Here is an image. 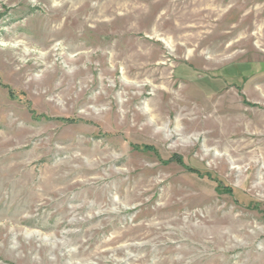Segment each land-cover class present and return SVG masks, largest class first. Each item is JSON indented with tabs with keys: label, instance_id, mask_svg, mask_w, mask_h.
Instances as JSON below:
<instances>
[{
	"label": "rangeland",
	"instance_id": "1",
	"mask_svg": "<svg viewBox=\"0 0 264 264\" xmlns=\"http://www.w3.org/2000/svg\"><path fill=\"white\" fill-rule=\"evenodd\" d=\"M0 264H264V0H0Z\"/></svg>",
	"mask_w": 264,
	"mask_h": 264
},
{
	"label": "bare ground",
	"instance_id": "2",
	"mask_svg": "<svg viewBox=\"0 0 264 264\" xmlns=\"http://www.w3.org/2000/svg\"><path fill=\"white\" fill-rule=\"evenodd\" d=\"M194 8H196V10H195V12H197V11H199V10H201L200 12H204V13H207L208 14V19H210V18H212L213 16L212 15H214L218 10L216 9V7H214V5H212V3H206V2H195L194 3ZM203 6H205V10H202V8H203ZM198 8V9H197ZM207 19V21H209ZM187 25V24H186ZM204 25H202L201 23H197L196 24V27H195V29H194V26H191V27H184L185 29V31H194V32H198V30L200 31V30H203V29H201L202 27H203ZM204 31V30H203ZM231 34V33H230ZM203 38H205V34L204 35H193V36H185V41H186V43H188V44H190V43H193L192 41H200V40H202ZM207 38V37H206ZM206 41V40H205ZM204 42V41H203ZM202 44V43H201ZM200 44V45H201ZM232 46H233V44H231V45H229V46H227V47H223L222 45H220L219 47V49H220V52H228V51H230V49L232 48ZM215 49H216V47H215ZM157 111V110H156ZM155 111V112H156ZM153 110H151V108H150V105H148V108H147V113H150L151 115H152V117H153V119L154 120H158V121H160V119L158 118V117H156L155 115H157V113H155ZM159 113V112H158Z\"/></svg>",
	"mask_w": 264,
	"mask_h": 264
}]
</instances>
